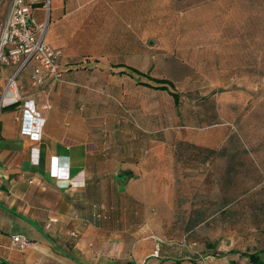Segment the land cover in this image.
<instances>
[{"label":"crops","instance_id":"obj_1","mask_svg":"<svg viewBox=\"0 0 264 264\" xmlns=\"http://www.w3.org/2000/svg\"><path fill=\"white\" fill-rule=\"evenodd\" d=\"M27 1L62 77L33 86V59L0 65V99L17 84L0 104V264H248L264 248V88L239 81L264 59V0ZM179 48L185 87L157 74Z\"/></svg>","mask_w":264,"mask_h":264},{"label":"built area","instance_id":"obj_2","mask_svg":"<svg viewBox=\"0 0 264 264\" xmlns=\"http://www.w3.org/2000/svg\"><path fill=\"white\" fill-rule=\"evenodd\" d=\"M49 0H45L46 5ZM46 23L36 24L30 13V4L27 0H11L6 18L0 22V65L17 64V72L21 64L29 59L35 61V66L30 74V82L33 86L42 85L43 74L49 75L54 81H60L62 72L59 69L58 58L61 50L48 45L44 39ZM21 57L23 59H21ZM15 76L8 79L0 104L13 102L12 96L17 90ZM47 109L48 105L43 104ZM24 134L34 140H39L42 134L44 119L38 116L32 101L25 102L24 116L22 118ZM57 158H52V163ZM55 221L54 219L49 222ZM49 224H47L48 226ZM76 236V233H72ZM11 243L18 250H26L32 246V242L20 233L11 235ZM158 249L153 252L157 256Z\"/></svg>","mask_w":264,"mask_h":264},{"label":"rangeland","instance_id":"obj_3","mask_svg":"<svg viewBox=\"0 0 264 264\" xmlns=\"http://www.w3.org/2000/svg\"><path fill=\"white\" fill-rule=\"evenodd\" d=\"M199 51L202 52L203 50H199ZM194 52L196 54L197 50H195ZM212 52H213L212 49H205L204 50V54L206 56H209L210 53H212ZM250 52L252 53V51H250ZM181 53H182V50L180 48L179 49L159 50V57H163V58H162V62H160L158 67H157V70H158L157 74L160 75V73H161V74L165 75V73H166V75L168 77L176 79V85L178 87H181V85H183V84H184L183 87H185L186 83L180 82L181 75L186 73V71L184 69V65L181 64V58H182ZM254 57L257 58L258 56H254ZM168 58H172L173 60H170ZM206 60L208 62V58H206ZM202 62L203 63H201V64H196V67H197L196 72H198L197 69L199 67V72L203 73L204 68H205V71H209V73H212L214 67L212 65L208 66V64H206L204 66V59L203 58H202ZM234 71H236V69H234ZM247 72L251 73V75H249V77H251L249 79V81H242V82L239 81V83H243V85L245 84L249 88H264V80H261L264 77V76H262V74H264V59H261L260 64L257 63V64L248 65V71ZM153 73H156L155 70H153ZM257 74H258V76H256ZM201 264H204V263H201ZM214 264H228V261H226L225 259H220V260H217V262ZM242 264H244V263H242Z\"/></svg>","mask_w":264,"mask_h":264},{"label":"trees","instance_id":"obj_4","mask_svg":"<svg viewBox=\"0 0 264 264\" xmlns=\"http://www.w3.org/2000/svg\"><path fill=\"white\" fill-rule=\"evenodd\" d=\"M158 89H164L169 92L173 97L175 105L179 102V93L174 89L173 84L166 79H157L156 80ZM240 256L247 258L248 264H264V248L253 251H243L240 252ZM167 264H181L179 260L169 262Z\"/></svg>","mask_w":264,"mask_h":264}]
</instances>
